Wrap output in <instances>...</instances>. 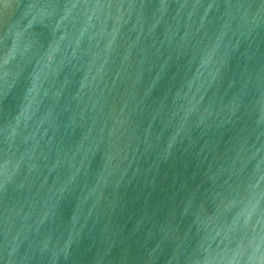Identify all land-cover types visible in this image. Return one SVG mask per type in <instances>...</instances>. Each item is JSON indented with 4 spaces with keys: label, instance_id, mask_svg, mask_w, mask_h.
Masks as SVG:
<instances>
[{
    "label": "water",
    "instance_id": "95a60500",
    "mask_svg": "<svg viewBox=\"0 0 264 264\" xmlns=\"http://www.w3.org/2000/svg\"><path fill=\"white\" fill-rule=\"evenodd\" d=\"M0 264H264V0H0Z\"/></svg>",
    "mask_w": 264,
    "mask_h": 264
}]
</instances>
